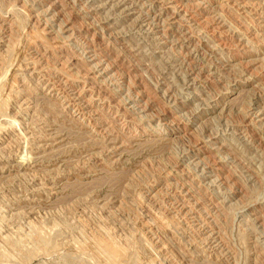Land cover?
<instances>
[{
    "label": "rangeland",
    "instance_id": "1",
    "mask_svg": "<svg viewBox=\"0 0 264 264\" xmlns=\"http://www.w3.org/2000/svg\"><path fill=\"white\" fill-rule=\"evenodd\" d=\"M0 264H264V0H0Z\"/></svg>",
    "mask_w": 264,
    "mask_h": 264
},
{
    "label": "bare ground",
    "instance_id": "2",
    "mask_svg": "<svg viewBox=\"0 0 264 264\" xmlns=\"http://www.w3.org/2000/svg\"><path fill=\"white\" fill-rule=\"evenodd\" d=\"M48 21H49V20H48ZM188 215H189V214H188ZM153 227H154V226H153ZM155 227H156V226H155ZM99 242H100V241H99ZM97 243H98V242H97ZM100 246H101V245H100ZM107 246H108V245H107ZM109 247H110V246H108V248H109ZM114 247H115V246H114ZM100 248H101V247H100ZM111 249H113V248H111ZM114 250H115V249H114ZM112 251H113V250H112ZM106 252H107V251H106ZM110 252H111V250H110ZM116 252H117V251H116ZM108 254H109V253H108ZM108 254H107V255H108ZM113 254H114V252H113ZM113 254H112V255H113ZM117 254H118V253H117ZM117 254H116V255H117ZM114 256H115V254H114ZM117 256H118V255H117Z\"/></svg>",
    "mask_w": 264,
    "mask_h": 264
}]
</instances>
